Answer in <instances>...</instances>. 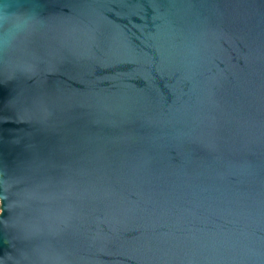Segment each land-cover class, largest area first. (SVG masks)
Returning a JSON list of instances; mask_svg holds the SVG:
<instances>
[{
	"label": "water",
	"instance_id": "95a60500",
	"mask_svg": "<svg viewBox=\"0 0 264 264\" xmlns=\"http://www.w3.org/2000/svg\"><path fill=\"white\" fill-rule=\"evenodd\" d=\"M0 264H264V0H0Z\"/></svg>",
	"mask_w": 264,
	"mask_h": 264
},
{
	"label": "clouds",
	"instance_id": "9594fccd",
	"mask_svg": "<svg viewBox=\"0 0 264 264\" xmlns=\"http://www.w3.org/2000/svg\"><path fill=\"white\" fill-rule=\"evenodd\" d=\"M0 19H7V16H2L0 17Z\"/></svg>",
	"mask_w": 264,
	"mask_h": 264
},
{
	"label": "rangeland",
	"instance_id": "374dc122",
	"mask_svg": "<svg viewBox=\"0 0 264 264\" xmlns=\"http://www.w3.org/2000/svg\"><path fill=\"white\" fill-rule=\"evenodd\" d=\"M0 213H1V200H0Z\"/></svg>",
	"mask_w": 264,
	"mask_h": 264
}]
</instances>
